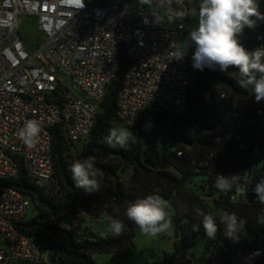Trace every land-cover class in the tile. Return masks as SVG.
<instances>
[{"label":"trees","instance_id":"obj_1","mask_svg":"<svg viewBox=\"0 0 264 264\" xmlns=\"http://www.w3.org/2000/svg\"><path fill=\"white\" fill-rule=\"evenodd\" d=\"M259 11L264 14L263 3H259ZM239 40L249 50L264 46V20H258L256 27H245ZM192 50L189 46L190 54ZM191 67L190 62V74ZM126 68L123 60L82 151L74 150L78 144L69 141L63 124H59L52 129V178L33 179L22 165L17 179L10 182L31 198L38 212L20 223V230L37 244L38 239L46 244L52 264H96V254L125 257L136 249L135 237L140 231L125 217L126 207L156 194L169 204L174 249L146 264H197L189 249L199 237L207 238L197 208L212 215L218 226L207 256L198 264H259L264 225L258 223V217L264 213V205L230 201L215 181L218 174L231 179L240 173V182L251 177L245 176L249 173V151L255 144L264 148V116L258 114L264 101L256 102L252 91L240 86L238 68H229L235 77L218 68H204L193 85L190 79L185 114L146 110L131 128L135 140L127 148H112L103 138L110 128L122 124L117 118V97ZM52 95L60 97L57 92ZM88 156L96 157V167L102 173L98 177L100 191L90 194L74 186L70 172L73 162ZM230 213L246 220L236 243L224 236L221 223ZM70 214L75 218L67 226L64 220ZM110 217L124 222L121 235L108 231ZM86 219H104L105 230L98 232L87 226ZM196 224H200L198 231L193 230Z\"/></svg>","mask_w":264,"mask_h":264},{"label":"built area","instance_id":"obj_2","mask_svg":"<svg viewBox=\"0 0 264 264\" xmlns=\"http://www.w3.org/2000/svg\"><path fill=\"white\" fill-rule=\"evenodd\" d=\"M192 2L185 0L184 5L190 14ZM151 3L168 11L182 7L174 0ZM143 4L142 0H84L85 6L76 9L64 0H0V236L7 244L0 248V264L51 262V254L20 230L32 201L10 182L17 179L22 165L33 179L52 178V129L63 124L69 141H86L123 60L127 68L117 97L120 123L133 127L146 110L186 113L190 62L187 54L177 58L178 51H185V20L173 18L167 26ZM22 16L38 19L43 41L36 48L24 41L18 29ZM55 92L60 97H53ZM258 114L264 116V109ZM31 119L41 122L42 132L29 148L19 133ZM262 145L249 151L245 176L251 179L240 182L237 173L232 190L223 191L230 201L259 203L254 188L264 179ZM244 186L245 193L237 191ZM258 247L259 264H264V227Z\"/></svg>","mask_w":264,"mask_h":264},{"label":"clouds","instance_id":"obj_3","mask_svg":"<svg viewBox=\"0 0 264 264\" xmlns=\"http://www.w3.org/2000/svg\"><path fill=\"white\" fill-rule=\"evenodd\" d=\"M66 4L76 9L83 8L84 0H64ZM151 4V0H142ZM175 5L182 6L179 10L170 9L168 19L185 18L190 15L184 5L185 0H174ZM197 26L188 34L191 45V62L195 69H219L228 73L229 68H238L239 84L245 89H250L256 102L264 101V47L249 50L240 42L239 37L245 27L257 26L258 20H264V14L259 11L258 0H198ZM255 18V19H253ZM187 53L178 51L177 58H183ZM128 127L110 128L108 135L103 139L112 148L117 146L127 148L135 137ZM42 132V124L37 119L27 120L19 136L23 143L34 147ZM71 179L77 189L85 193L100 191L101 184L98 179L102 175L96 167V157L88 156L83 160H76L70 166ZM237 177L231 179L224 175H217L215 186L221 191H231ZM247 186L239 187L237 191L245 193ZM255 195L260 204L264 205V179H261L254 188ZM169 204L160 195L150 194L145 198L137 199L130 203L125 210L127 220L134 223L139 230L150 236L161 233H170L172 220L169 216ZM198 216L202 217V226L207 238L215 239L218 226L214 217L205 214L201 209H195ZM221 223L224 224V236L234 243L239 242L240 234L244 230L246 220L238 219L235 213L226 214ZM258 223L264 225V213L258 217ZM200 224L193 226L198 231ZM125 224L120 219L109 218L108 231L116 236L123 233Z\"/></svg>","mask_w":264,"mask_h":264},{"label":"rangeland","instance_id":"obj_4","mask_svg":"<svg viewBox=\"0 0 264 264\" xmlns=\"http://www.w3.org/2000/svg\"><path fill=\"white\" fill-rule=\"evenodd\" d=\"M144 9H146L149 12L157 13L159 14L163 20L165 21V24L167 26L172 24V20L168 19V10L165 8L156 5V4H143ZM197 11H198V0H193L191 5V14L189 17V20L184 18L186 27H187V33L183 36L182 45L184 47V50L187 52V56L190 58L191 62V54L188 51V47H185V45H188V34L191 30H193L198 23V17H197ZM18 29L21 32L22 38L25 42L29 43L31 48H36L42 41L43 37L39 30V23L38 19L35 16H22L19 20ZM192 66V62H191ZM191 74L190 79L192 85L194 84V79L196 78L197 74L200 72L199 69H195L193 66L191 67ZM230 76L235 77V74L228 71ZM118 127H124L123 124H118ZM88 144V142H83L74 147L75 151H82V149ZM37 209L35 206L32 205L31 210L26 218V220L32 219L37 214ZM86 225L92 227L98 232H103L105 230L106 224L104 219L99 220H88L86 219ZM170 233H161L157 236L153 237L150 235H145L141 231L137 232L135 237V243H136V249L128 256L125 257H114L110 254H96L94 255V260L96 264H146L151 263L155 258L159 257L160 255H163L166 252H172L174 249L173 241H171L172 232L170 230ZM38 244L40 246V249H42L44 252L50 253V250L47 249L46 244L38 239ZM212 244L211 239L199 237L190 247L189 252L192 255L194 261L198 264L200 263V260L203 258V256H207L208 247ZM6 241L3 237L0 236V248L6 247ZM46 264H52L51 262H48Z\"/></svg>","mask_w":264,"mask_h":264},{"label":"water","instance_id":"obj_5","mask_svg":"<svg viewBox=\"0 0 264 264\" xmlns=\"http://www.w3.org/2000/svg\"><path fill=\"white\" fill-rule=\"evenodd\" d=\"M74 218L75 214L68 215L64 220V224H66L67 226H71L73 224Z\"/></svg>","mask_w":264,"mask_h":264},{"label":"crops","instance_id":"obj_6","mask_svg":"<svg viewBox=\"0 0 264 264\" xmlns=\"http://www.w3.org/2000/svg\"><path fill=\"white\" fill-rule=\"evenodd\" d=\"M187 20H189V17L187 18ZM174 243V242H173Z\"/></svg>","mask_w":264,"mask_h":264}]
</instances>
